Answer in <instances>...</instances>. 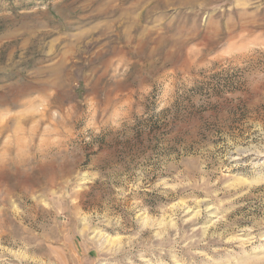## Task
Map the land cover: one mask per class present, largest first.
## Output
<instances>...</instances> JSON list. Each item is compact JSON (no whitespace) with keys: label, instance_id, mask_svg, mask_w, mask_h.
<instances>
[{"label":"rangeland","instance_id":"1","mask_svg":"<svg viewBox=\"0 0 264 264\" xmlns=\"http://www.w3.org/2000/svg\"><path fill=\"white\" fill-rule=\"evenodd\" d=\"M0 264H264V0H0Z\"/></svg>","mask_w":264,"mask_h":264}]
</instances>
